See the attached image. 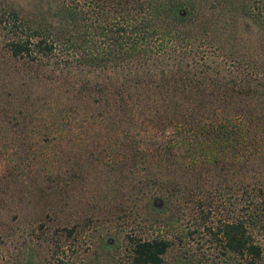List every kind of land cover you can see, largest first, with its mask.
I'll list each match as a JSON object with an SVG mask.
<instances>
[{
  "label": "trees",
  "instance_id": "1",
  "mask_svg": "<svg viewBox=\"0 0 264 264\" xmlns=\"http://www.w3.org/2000/svg\"><path fill=\"white\" fill-rule=\"evenodd\" d=\"M263 47L264 0H0V48L12 57L111 72L74 95L116 125L120 145L106 156L131 186H154L164 204L177 186H251L239 194L245 213L213 232L246 264L263 250ZM169 245L133 239L130 264H159Z\"/></svg>",
  "mask_w": 264,
  "mask_h": 264
},
{
  "label": "rangeland",
  "instance_id": "2",
  "mask_svg": "<svg viewBox=\"0 0 264 264\" xmlns=\"http://www.w3.org/2000/svg\"><path fill=\"white\" fill-rule=\"evenodd\" d=\"M109 74L56 69L54 58L29 61L0 48V264H130V241L153 237L170 242L159 264H246L213 232L245 213L239 194L251 186H177L184 193L164 204L154 186H131L109 167L107 151L121 135L99 121L91 97L74 95ZM251 173L249 162L238 171L248 182ZM255 236L263 250L254 264H264V231Z\"/></svg>",
  "mask_w": 264,
  "mask_h": 264
}]
</instances>
